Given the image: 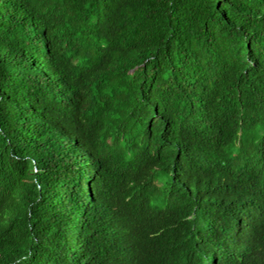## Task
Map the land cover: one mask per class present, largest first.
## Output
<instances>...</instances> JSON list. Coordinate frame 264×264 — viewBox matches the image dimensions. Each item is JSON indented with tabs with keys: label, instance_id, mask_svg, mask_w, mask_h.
I'll return each instance as SVG.
<instances>
[{
	"label": "trees",
	"instance_id": "obj_1",
	"mask_svg": "<svg viewBox=\"0 0 264 264\" xmlns=\"http://www.w3.org/2000/svg\"><path fill=\"white\" fill-rule=\"evenodd\" d=\"M0 264H264V0H0Z\"/></svg>",
	"mask_w": 264,
	"mask_h": 264
}]
</instances>
